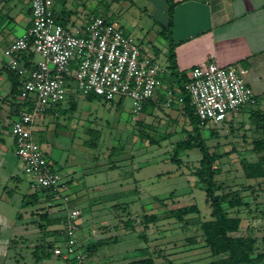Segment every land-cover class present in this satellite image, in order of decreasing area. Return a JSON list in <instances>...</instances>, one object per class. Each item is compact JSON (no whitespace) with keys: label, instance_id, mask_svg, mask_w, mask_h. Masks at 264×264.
<instances>
[{"label":"rangeland","instance_id":"374dc122","mask_svg":"<svg viewBox=\"0 0 264 264\" xmlns=\"http://www.w3.org/2000/svg\"><path fill=\"white\" fill-rule=\"evenodd\" d=\"M94 2L96 0H71L72 7L88 11L85 21L91 16H101L113 22L166 69L169 43L159 33L161 27L154 23L146 4L138 0H103L92 9ZM4 53L0 51V58H8ZM166 74L165 70L163 76ZM6 75L3 72L0 78V222L3 224V227L0 224V264H35L33 251L41 242L42 234L33 222L38 214L31 215L30 211L48 204H22L23 196L30 192V177L24 173V163L14 150L13 136L5 128L11 121L6 97L13 101ZM255 92L257 105L230 112L227 120L232 122L218 127L212 123L206 125L203 136L211 152L223 155L215 163L222 171L216 176L220 185L216 194L224 198L228 213L233 215L241 210L239 234L254 237L256 250L263 252L264 177L249 178L243 166L244 160L257 161L264 154L256 152L253 146L254 139L261 133L249 112L256 109L264 113V91ZM75 100L74 112L59 111L55 116L46 117L43 123L39 122V132H35L34 137L41 141L42 150L69 186L71 205L80 211L79 241L87 244L93 240H109L102 252L99 251L98 261L94 256L86 258L83 264L129 262L136 249L147 246L153 255V251L160 253L157 264H204L214 260L203 245L200 230V221L210 218L211 208L205 200L203 186L193 175L202 155L198 149H193L180 155L179 166L171 161L175 143L187 137L185 129H191L178 104H163L145 114L133 112L129 98L88 100L79 93ZM62 108H69V104L63 102ZM212 131L215 133L211 134ZM161 135L166 139L159 141ZM149 138L158 142L152 144ZM86 142L95 146L89 147ZM14 176H19L20 181L13 180ZM4 188L13 190L5 195L6 199L1 198ZM111 196L113 199L107 200ZM236 196H241L248 206L229 208L227 201ZM159 199H164L165 203ZM116 204L120 209L114 207ZM191 204L200 209L199 216L189 215L197 216L192 225L184 227L169 216L171 209ZM58 207L60 205L47 206L42 211H57ZM151 214L159 215V221L145 225L144 216ZM127 220L132 225H126ZM17 223H23L22 228H18ZM41 264L69 263L52 256L44 258Z\"/></svg>","mask_w":264,"mask_h":264},{"label":"built area","instance_id":"2783aa9c","mask_svg":"<svg viewBox=\"0 0 264 264\" xmlns=\"http://www.w3.org/2000/svg\"><path fill=\"white\" fill-rule=\"evenodd\" d=\"M54 0H30L31 26L10 45L9 66L24 77L18 102L28 106L11 123L15 153L24 163L33 189H45L66 211L62 235L53 247L63 260L84 259L78 238L80 211L70 206L66 181L42 150L34 134L48 108L67 100L72 89L104 100L129 98L141 112L151 98L163 94L167 106L182 102L178 90L164 84V68L113 22L101 16L68 28L56 21ZM39 56L26 69L23 53ZM201 123H222L228 114L257 97L236 66L207 62L195 66L185 86Z\"/></svg>","mask_w":264,"mask_h":264},{"label":"trees","instance_id":"16d2710c","mask_svg":"<svg viewBox=\"0 0 264 264\" xmlns=\"http://www.w3.org/2000/svg\"><path fill=\"white\" fill-rule=\"evenodd\" d=\"M168 4V14L169 21L168 25L163 27L161 30V34L167 38L169 51H168V70L169 74L164 76V84L169 88L174 89V91L178 90V96L182 97V102L174 101L171 105L179 106L180 110L183 114L188 118L189 125L191 129H185V133L187 134L186 138H183L175 143L174 145V153L171 157L172 163L176 165H180L182 163L180 155L186 151H190L193 149H198L202 155V158L199 161V166L195 169L193 175L196 177L198 182L203 186V191L205 195V200L209 204L211 208L210 218L206 220L200 221V230L203 239V245L205 248L209 249L211 256L215 259L204 264H264V251L258 252L256 250L257 240L254 237L248 235H240V227H241V216L240 211L238 210L237 214L228 213L227 209L224 207V198L218 194H216L219 184L217 183L216 176L221 174V168L217 166L215 163L218 161L223 155L217 152H211L209 145L207 144L206 138L203 136V129L206 125L210 123H201V120L195 114V109L192 104L191 95L186 90L185 86L189 82V75L186 70L180 71L177 67L174 53V41H173V27H174V9L177 5L175 0H166ZM31 10V9H30ZM56 21L60 24L64 25V22L59 19V17L55 14ZM26 69L31 68L33 66V61L35 59V53H23L20 58ZM8 79L10 81L11 87L9 91L10 97H12L13 101L8 100V96L6 97L7 102L9 101L12 108V118L13 120L17 118L22 110L28 106L27 103L14 102L17 100L20 95V91L23 85L24 77L20 75L17 71L11 69L10 67L5 68ZM168 75V76H167ZM176 89V90H175ZM79 92H75L72 89L69 91L68 98L66 103L69 104V108H62L63 102L58 103L50 108L44 113V117L41 120V123L44 122L46 117H52L58 114L59 111L62 113L74 112L76 110V98ZM88 100H104L102 97H99L94 94H90L85 96ZM122 100V99H121ZM107 101V100H105ZM113 101V100H110ZM65 102V101H64ZM122 102V101H120ZM163 104H166L165 97L163 94H158V96L149 99L141 110V113H147L149 109L160 107ZM170 105V106H171ZM257 105V103H256ZM63 109V110H62ZM250 118H252L256 124L257 130L261 133L260 136L256 137L253 141L254 150L259 153L264 152V113L260 114L258 110L252 109L250 112ZM12 120V121H13ZM11 121V123H12ZM232 121H224L222 123H212L215 127L219 125H224ZM11 123L9 124V130L11 133ZM39 125V124H38ZM38 128V127H37ZM214 129V128H213ZM39 130L36 129V132ZM215 133L214 131L211 134ZM98 137V133L95 132ZM147 137L148 134H147ZM166 137L161 135L160 140H165ZM152 144L158 142L153 138H149ZM41 143V141H38ZM86 145L89 147H94L95 145L91 142H86ZM243 166L246 169L249 178H263L264 177V154H261L257 161L247 162L243 161ZM16 182L20 181L19 176L12 177ZM219 185V186H218ZM13 192V190H7L4 188L1 198L6 199L5 195H8ZM44 198L46 202H50L53 200V196L45 189H35L33 193L26 194L23 196L22 204L23 206H27L30 204H38ZM111 197H107V200H112ZM161 203H165L164 199H159ZM229 208H240L247 207L248 202L244 201V199L239 197L230 198L228 201ZM61 205V204H60ZM119 205V204H118ZM55 206V205H53ZM49 205V208L53 207ZM70 206L71 201H70ZM114 205L116 209H120V206ZM44 208H40L35 212L41 213L38 215L37 219H33V222L37 224L40 228L42 234L41 242L38 243L36 248L33 251V256L35 260V264H41V261L44 258H51L54 256L53 247L59 241L62 235V228L60 229H50L49 227H53L63 224L66 221V211L63 208L64 216L61 218L56 217L55 215H51L49 210H43ZM51 210V209H50ZM34 212V213H35ZM200 209L196 204H191L185 206L184 208L171 209L169 216L174 218L183 224V226L192 225L195 222V218L199 216ZM56 213H61L60 211ZM191 214H197L196 217H189ZM145 225L148 223H156L159 221V215L151 214L149 216H144ZM126 225H132L130 220L125 222ZM80 228V225H79ZM145 239V238H144ZM115 241V240H114ZM109 240L99 239L90 241L87 244L80 242L82 251L84 253V259L81 261H77L75 259L64 260L69 264H83L85 259L91 258L94 256L98 257V253L100 249L107 245ZM148 243V240H147ZM154 255L150 252L149 246L136 249V252L133 253L132 259L130 261L121 263V264H157V260L160 258V253L154 252ZM57 257V256H55ZM96 257V258H97ZM61 259L60 257H57ZM86 259V260H87ZM122 260H128L125 257H121ZM63 260V259H62Z\"/></svg>","mask_w":264,"mask_h":264},{"label":"crops","instance_id":"0c3cea01","mask_svg":"<svg viewBox=\"0 0 264 264\" xmlns=\"http://www.w3.org/2000/svg\"><path fill=\"white\" fill-rule=\"evenodd\" d=\"M138 1L150 8V16L154 23L159 24L161 30L168 25L169 14L166 0ZM102 2L103 0H96L92 9ZM175 2L177 5L174 9L173 48L178 69L180 71L188 69L187 73L190 75L195 66L207 62H216L220 66L233 65L238 68L254 92L263 93L264 0H175ZM77 7H72L71 0L53 1L55 14L64 22L63 26L68 28L83 26L96 17L91 16L85 21V14L88 11L81 12V8ZM30 9V0H0V51L6 52L4 54L8 56L6 59L4 56L0 58V78L3 76V72L7 74L5 68L10 67V45L31 26ZM167 47L169 48V45ZM168 66L169 62L166 66L167 74H169ZM6 76L8 79V75ZM7 104H9L8 116L10 115L12 121V108L9 101ZM7 126L9 125H6L5 128L9 130ZM12 142L14 145L13 138ZM34 191L35 189L30 185V192L27 194ZM67 193L71 200L69 190ZM40 202H45L48 204L47 206L61 204L54 199L50 201L52 202L50 204L44 198H41ZM56 209L57 211L54 209L50 211V214L59 218L65 215L62 205ZM58 211L61 213H56ZM32 212L35 211H30L31 215L41 214ZM20 215L25 218L22 214ZM37 218L38 216L34 219ZM16 225L18 228H22L23 223ZM62 227L63 224L60 223L49 227L48 230ZM41 234L43 233L41 232ZM102 248L100 252H102ZM2 251L6 254L5 250ZM14 259L20 263L19 259Z\"/></svg>","mask_w":264,"mask_h":264}]
</instances>
